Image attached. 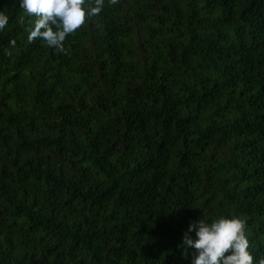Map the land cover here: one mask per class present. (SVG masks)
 Returning <instances> with one entry per match:
<instances>
[{"label": "trees", "instance_id": "16d2710c", "mask_svg": "<svg viewBox=\"0 0 264 264\" xmlns=\"http://www.w3.org/2000/svg\"><path fill=\"white\" fill-rule=\"evenodd\" d=\"M0 10V264H192L233 215L258 264L264 0H104L64 52Z\"/></svg>", "mask_w": 264, "mask_h": 264}, {"label": "clouds", "instance_id": "9594fccd", "mask_svg": "<svg viewBox=\"0 0 264 264\" xmlns=\"http://www.w3.org/2000/svg\"><path fill=\"white\" fill-rule=\"evenodd\" d=\"M109 2L116 5L119 0ZM20 7L32 25L27 29L28 42L43 40L49 47L64 52L67 35L85 23L86 14L88 18L99 15L104 0H88L87 3L86 0H20ZM8 20L7 13L0 10V31L5 29ZM10 43L15 46L14 40ZM247 228V218L243 216L220 217L213 222L202 216L189 223L182 236V245L196 250L192 264H257L249 251L252 245ZM192 231L196 239L188 234ZM258 264H264V257L258 260Z\"/></svg>", "mask_w": 264, "mask_h": 264}]
</instances>
